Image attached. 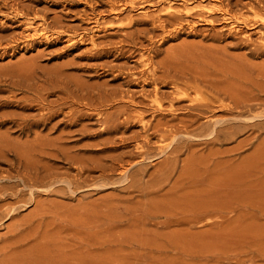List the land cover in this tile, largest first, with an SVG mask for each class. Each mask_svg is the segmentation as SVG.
Instances as JSON below:
<instances>
[{"label": "rangeland", "instance_id": "rangeland-1", "mask_svg": "<svg viewBox=\"0 0 264 264\" xmlns=\"http://www.w3.org/2000/svg\"><path fill=\"white\" fill-rule=\"evenodd\" d=\"M221 1H224V6L229 4L233 15H242L244 18L253 17L254 11L250 8L245 9L244 4H249L248 2L254 3V0H240L241 4L238 7L236 6L237 0ZM120 2L123 3L124 9L121 8V11H123H118L119 14L116 15L111 12L109 6L111 3L121 5ZM138 2L140 1L136 0L137 4L132 5L130 0H0V116L6 113L35 114V111H23L17 108L18 103L16 101L20 100L23 105L33 103L29 101L34 100V97L38 96L42 88L49 87V85L62 80L69 83L73 82L72 85L76 83L84 84V87L89 89L93 96H97L101 90L105 91V89L109 91L120 90L134 94L137 101H139V99L144 98L142 86H146L145 92L152 90V87H147V83L149 84L150 82L147 80V73L152 67L158 68V76H162L163 71L168 69L169 71L172 70V72L168 71L172 76V74H175L174 71L186 70L187 72V68H195L198 65L199 67L208 66L206 65V61L209 62L208 59H218L222 55L228 56L233 61L234 59H242L247 55L245 58L246 63L249 62L247 64L258 66V69L260 67L264 68V57L255 58L248 55L253 52L257 43L259 44V42L262 43L261 41H263L261 34H264V29L261 27L256 30L245 28L244 32L240 33L231 31L230 27L224 24L220 18L212 25L198 21L197 18L188 20L183 17L178 24H176L177 22L174 18H170L171 24H168L166 19L169 16L166 15L164 17L157 8H150L149 6L144 7L145 9L141 8ZM125 3L128 5L126 6ZM175 3V7H180L183 2L176 0ZM189 3L191 2L189 1ZM255 3H257L255 4L256 8H264V0H255ZM178 10L180 11V8L176 11ZM142 11H146V13ZM158 16H161L162 20H166L167 29L158 28L160 25L155 20ZM30 18H35L33 22L36 26L46 20L45 22L50 23V30H64L66 33L64 32L63 34L61 32L62 34L58 38H55V36L48 40L34 36L30 37L31 28L28 29V26H26L27 19L29 20ZM97 21L100 25L96 23ZM180 23L182 24L180 25ZM95 24L98 25L96 26ZM71 37L74 40L69 42L68 38ZM207 51H209L208 55ZM210 51L212 52L210 53ZM195 54L200 56L198 58L196 56L198 62L193 57ZM175 55L177 59L174 58V60L173 56L175 57ZM191 57L192 62L190 60ZM186 58H190V61ZM147 60L149 63H147ZM178 60L181 61L182 64H180L183 67L181 69V66L177 64L176 68L180 67L178 68L179 70H176L175 64ZM191 63L192 65H189ZM163 64H166L165 66L167 67L164 68ZM168 64H171L170 67L175 70H170ZM160 65H163L161 69L159 68ZM21 84H24V87L28 90L27 95H25L29 99L27 102L20 99L23 97V93L19 90L23 86ZM18 85H20L19 88ZM169 85V83L166 86L163 85L165 87H162L161 90L167 98H169L172 90ZM40 95L49 103L56 102L60 98H66L59 91H56L53 95L41 92ZM9 96L12 98L9 100L13 104L11 106L4 105L3 102ZM107 109H104L106 114L114 111ZM71 110L80 112L77 116L84 115L77 122H74L75 124H73L74 120L72 118L66 120L61 115L56 117L51 123L50 126L59 122L58 126L51 131L50 129L36 128L32 130V134H29L30 137H27L26 134H21L19 128L15 125L8 124L0 126V133L6 134L8 132L7 135L10 140L12 138V141L17 143L28 141L27 145L31 146L32 144L38 145V143L30 141H33L35 131L39 132L45 141L50 142V139H52L51 141L57 142L59 140L60 142L57 144L62 143L64 146L71 148L73 153L77 154L78 157L81 156L80 158L89 161V163L90 161L98 162L104 159V162L107 161L108 165H111V158L122 155L124 157L122 162L126 166L125 172L127 171L128 173L129 171V173L123 176L122 172L124 170L116 168L117 170L109 175L108 182L96 183L95 187H83L82 190H77L78 192H75V194L74 192L71 194L72 192L69 190L62 191L60 189L43 191L40 197L32 201V204L28 206L29 208L23 209L24 211L21 212L17 219L0 222V243L2 242V245L10 238L8 236L14 234L15 225L25 222V220L28 221L32 217L33 221L35 220L33 222L34 225H37L39 217L36 216L35 218L33 214L35 215L41 210L38 213L41 215L46 213L47 216L44 214L46 218L38 236V238L40 237L39 240L32 242L37 247L36 249L32 246V248L36 249H33L36 251L34 253H37L38 257L41 256V258H31L32 261L35 260L38 264H264L263 131L258 132L259 134L254 132L259 135V137H256L257 134H254L251 130H247L248 132L244 130L241 132L242 135L241 133L238 134L232 141L226 142L227 144L218 142L217 144H211V146L213 145L211 147L208 146V142L203 144V140L213 137V135H210L208 138L209 135L205 134V131L209 133L213 131V127L209 126L208 120L200 121L195 128L197 126H201V128L196 133L201 134L204 127L207 129L203 131L204 135H206L205 139L198 138V141L202 139V141H199V145L203 144L201 145L202 147L205 145L208 147L205 146L201 149V146L197 145L199 148L193 149H196L194 158L200 157L197 161L199 167L193 168L194 170L198 169L196 172L194 171L193 175L194 178L197 175L195 179L198 182L192 176H187V179L189 178L190 180H187L184 176V181L182 164H177L176 171L178 170V173L174 172V175L171 174L172 176L166 182L165 179V181L161 180L163 179V161L166 160V157L168 158V155L161 154L160 150V147L165 143L163 145L159 143L155 145L157 140L153 139L152 143L154 142V145L151 144V148H154L151 150L152 152L147 155V158H138L134 154L136 153L135 142L131 140L125 144L126 142L123 143L119 139L120 137L131 138L133 136L139 139L141 124L136 123V126H128L127 128H109L110 131H105L102 129L104 126L101 128V123L98 121L97 116L95 117V114H93L94 116L88 115L92 114L88 108L83 106L64 108L63 114H68ZM142 111L139 106L130 109V112L134 115ZM145 118V122L151 119L147 114H145ZM216 119H212L211 122ZM10 127L12 130L9 129ZM251 132L252 134L250 135ZM108 137L110 141H108ZM113 140L116 141L115 144L112 143ZM155 148L156 150H154ZM212 148L213 151L218 150L217 153L223 151L224 157L221 154L222 158L219 155V159H216L218 156L216 152L215 155L211 156L209 153H212ZM234 148L238 154L235 153ZM227 149L231 151V153L228 152V156L226 155ZM232 152L234 153L233 155H231ZM158 154L161 155L159 156ZM181 154H179L181 161L189 158L188 153L184 152ZM208 158L212 159L208 160ZM213 158L216 162L213 161ZM223 159L224 161L227 160V163ZM199 160L202 161V164ZM203 160L204 162L207 161L206 164ZM129 162L132 168L128 166ZM215 163L216 165H214ZM220 163L223 166H220ZM50 164L57 166L64 173L69 166L62 160H56L55 163L52 161ZM205 166L207 168H204ZM214 166H217V168ZM1 168H6V166L2 165ZM193 169H189V171H193ZM180 171L182 172V177L179 176ZM192 171L190 175H192ZM198 171L200 172L197 173ZM137 172L138 178L136 177ZM74 174V170L70 171V175ZM93 175L96 177L98 173H93ZM228 175L230 176L227 178L226 176ZM179 177L181 178L179 179ZM131 178H134L135 181L140 179L141 181L136 182V185L140 184L141 188L146 187L141 189V191L144 189L145 191L140 193V187L136 185L131 188V181H133ZM15 181L11 180L9 183H14ZM157 182L162 183V185L158 186ZM92 184L93 182H88V186ZM97 186L101 189H97ZM148 187H150L149 190H147ZM44 206L46 209H43ZM45 210H48V212ZM50 212L51 215H49ZM95 215L100 217V220L105 224L101 228L100 238L104 239V235L107 234L106 238H108L105 239L107 241L109 238L117 242L122 241L119 247H116L115 243H113L114 245L111 243V249L110 246L97 247V245H93L96 241L94 235L96 230L91 232L89 224L92 223L91 220L93 221L94 219L95 221L97 219ZM190 218H192L194 223L191 222ZM193 218L197 219L194 220ZM175 219L180 222V225L171 222L172 220L175 221ZM15 221L16 224L13 226ZM167 222L169 223L166 224ZM187 222L190 223L188 224ZM85 223L86 227L83 226ZM163 224L168 226L170 224V229L166 230V232H175L176 236L174 239H177L176 243L178 246H174V248L177 247L178 250L173 253L174 255L170 254V257H168L169 255L165 256L172 261L159 254H151L148 245H153L151 243L153 240L156 242L157 236L153 231L160 229L158 226L161 228L166 227H162ZM11 226L14 228H11ZM57 226L63 227L65 230H68V228L71 230L75 229L76 234L74 233L75 230L73 232L70 230L65 232L64 230V233L63 229L59 227L60 230ZM8 229L9 231H7ZM104 230L105 232H103ZM83 231H89L90 233L85 232L86 235H83ZM102 233L105 234L102 235ZM149 233H153L154 236ZM152 236L156 237V239ZM5 237L8 238L6 239ZM165 238L168 239L167 236ZM90 239L91 241L94 240V243L92 242L93 248L91 247ZM127 240H129V243H126ZM137 240L138 244H141H136ZM143 241H145V244ZM158 241V243L161 241L166 243L164 238ZM87 242L90 243V246L86 244ZM98 243L100 242L97 240L95 244ZM146 243L147 247L141 248ZM167 244L169 245L168 240ZM31 245L27 248H30ZM59 248L61 249L59 250ZM90 249L91 253L89 252ZM75 252L79 253V255L75 254ZM65 255L66 257H64Z\"/></svg>", "mask_w": 264, "mask_h": 264}, {"label": "bare ground", "instance_id": "bare-ground-1", "mask_svg": "<svg viewBox=\"0 0 264 264\" xmlns=\"http://www.w3.org/2000/svg\"><path fill=\"white\" fill-rule=\"evenodd\" d=\"M130 1H131L132 5L137 4L136 0H130ZM139 1L140 2H138V5L141 8H144L147 6H149L150 8L151 7L157 8L158 11H160V13H162L164 15V17L166 15L169 16V18L166 19L168 21V24L169 23L171 24L170 18H174L177 22L176 24H178V22H180V20L182 21V17H183L184 19H188V20L192 19V18L193 19L197 18L198 21L207 22L208 24L212 25L215 21H218V19L220 18L221 21L224 22V24H226L228 27H230L231 31L243 33L245 28L246 29L249 28V30H256L257 28L261 27L262 29H264V8H260V7L256 8L257 6L255 4H257V3H255V0L253 1L254 3L248 2L249 4H247V3L244 4L245 5L244 8L246 7L245 9L250 8L252 11H254L253 17H249V18H244L242 15H240V16H235V14L233 15L232 10L229 7V4L228 5L226 4L224 6V3H223L224 1H221V0H179V1H182L183 3L180 5V7L176 6L177 8L175 7V5H176L175 1L176 0H139ZM189 1L191 3H189ZM120 4L122 6L118 5V3H111V5L109 6L111 8L110 9L111 12L115 13L116 15H118L119 12H122L123 10L121 11V8H123V3L120 2ZM240 4H241V1L237 0L236 6L238 7V6H240ZM127 5L128 4H126V6ZM178 7L180 8V11L179 10L176 11L177 9H179ZM17 8H15V9H17ZM20 10L22 11L21 8H20ZM24 12H25V10H24ZM142 12H144V11H142ZM144 13H146V11ZM250 13H251V11H250ZM25 16H26V14H25ZM156 18L157 19H155V20H157V23H159L158 25H160V27H158V28H161V29L166 28V26H167L166 20L164 18H163L164 20H162L161 16H158ZM33 20H35V18H33V19L30 18L29 20L27 19V24H26V26H28V29L31 28L30 37L34 36V37H38L39 39L48 40L51 37H55V36H56L55 38H58L60 36V34H62L61 32H63V34H64V32L66 33V31H64V30H60V31L50 30V28H49L50 23L45 22L46 20L43 23L37 24V26L33 22ZM96 23H99V22L97 21ZM181 24L182 23H180V25ZM99 25H100V23H99ZM179 29H181V28H179ZM261 36H263V37H261ZM261 36L260 37L263 40V41H261L262 43H260V42H259V44L257 43L256 48L253 49V52H251L248 55L255 57V58L264 57V34L263 35L261 34ZM68 39H69L68 40L69 42L74 40V38H72V37L68 38ZM208 52L209 51H207V55H208ZM211 52L212 51H210V53ZM205 53H204V55H205ZM183 55L185 56V54H183ZM196 56H197V58L200 57L196 54H195V56L193 55V57H195V58H196ZM211 56H213V55H211ZM246 56L247 55H245V57H243L242 59H238V60L234 59V61H233V60H230L228 58V56L222 55L221 57H218V59H208L210 62L209 63L208 61H206V63H207L206 65H208V66L202 67L200 65L201 67H199V65L197 63L198 67L187 68V72H186V70L185 71L180 70V72L174 71L175 74H172V76L169 72H172L171 69H173V70H175V69L173 67L172 68L170 67L171 64L170 65L168 64V67L170 68L171 71H169V69L167 68L168 70H166V71L167 72L169 71V72L167 73L166 71H163L164 72L163 74L160 73V74H162V76H158V68L155 69L154 67H152V69H150V71L148 70L149 71L147 73L148 77L146 76L147 80L150 81V82L148 81L149 84L147 83V85H148L147 87H152V90L149 92H145L146 86H142V89H143L142 95H144L143 96L144 98L139 99V101H137V98L135 97L134 94H130L129 92L125 93V91L123 92L120 90L109 91V90L105 89V91L101 90L97 96H93V95H91L92 92L90 93V90L84 87V84L76 83V84L72 85L73 82L69 83L68 81H64V80L57 81L55 84L49 85V87L46 86V88H42V90L39 91L38 96L34 97V100L29 101L27 96L25 97V95H27V93H28V90L26 87H24V84H21L23 86H21L19 90H20V92L23 93V97L20 99H22L24 102H27V101L33 102V103H35V105H33V103H30V104L26 103L27 105H23L22 102H20V100H18V101H16L18 103L17 108H19L20 110H23V111L24 110L35 111L34 112L35 114H32V115H28V114L25 115L22 113H6V114H3L2 116H0V126L13 124L17 128H19V131L21 134H26L27 137H30L29 134H32V130L36 129V128L50 129V131L53 130L55 127L58 126L59 122L55 125L50 126L51 123L54 121V119L56 117L61 116V115H63L66 120L67 119L70 120V118H72L74 120L73 124H75L74 122H77L79 120V118L81 116H84V115H78L77 116V114H79L80 112H76V111L74 112L73 110L68 112V114H63V109L64 108L65 109L71 108L73 106H81V107L83 106V107L88 108L89 111H91L92 114H88L89 116L93 115V114H95V117L97 116L98 121L101 123V128H102V126H104L102 129L105 131H110L109 128L119 129V128H127L128 126L134 127V126H136L135 125L136 123L141 124V134L139 135V139H137L138 137H134V136L131 138L120 137L119 139H121V142H123V143L126 142L125 144H127L128 141L133 140L136 144V146H135L136 153H134V154H136L138 156V158H143V157L147 158V155H149L150 152H152L151 150L154 148V147L151 148V144L154 143V142L152 143L153 139L157 140L155 145H157V143H159L160 145H163L165 143L163 146H161V147L159 146L160 150H161V154H164L166 156L168 155V158L166 157V160L163 161L164 164L162 163L164 166V169L162 168L163 171L161 170L163 172V174H162L163 179L161 181L166 180V182H167V179H169V177L172 176L171 174L174 175V172L178 171V170L176 171V168L178 167L179 164H182V166L181 165L180 166L182 167L183 178L185 181V177H186V179H187V176L193 177L194 171L196 172L198 170V169L194 170L193 168L199 167L197 161H198V159H200V157L198 158L196 156L197 159L194 158V155H195L194 153H196V151H195L196 149L193 150L194 148H199L201 145L205 144V142L209 143L208 146H211V144H217L218 142H223V144L225 142V144H227L226 142L232 141L236 136H238V134H240L244 130H246V132H248L247 130H251L253 133L254 132L258 133L261 131L264 132V68L260 67L258 69L257 68L258 66L255 67V66H251V65L247 64L249 62L246 63V59H245ZM203 57H202V59H203ZM214 57H216V56H214ZM174 58L177 59L176 55H175V57L173 56V59ZM186 59H188V58H186ZM202 59H200V60H202ZM188 60H186V61H188ZM190 60L192 62V57ZM178 61H180V60H178ZM177 62L175 64L176 65L175 68L177 67V64H179L180 66L182 64L181 61L179 63H177ZM197 62H198V59H197ZM147 63H149L148 60H147ZM184 63H186V62H184ZM163 65H160L159 68L161 69L162 68L161 66H163L164 68L167 67V66H165L166 64H163ZM189 65H192V63ZM182 67L183 66H181L180 68L182 69ZM178 68H176V70ZM167 83L170 84L169 86H171V89H172L170 92L169 98H167L161 92L162 87H165ZM163 85H165V86H163ZM19 86L20 85H18V88H19ZM56 91H59L62 94H64L66 96V98H60L56 102L49 103V102H47L46 99H44L43 96L40 95L41 92H46L47 95H53L56 93ZM78 93H79V96L77 97ZM94 94H95V92H94ZM24 97L26 100L24 99ZM147 97H149L148 100H146ZM9 99H12V98H10V96H9V98H6V100L3 102V104L11 106L13 104V102L10 101ZM136 106L141 107V109L143 111L141 113L134 115L133 113L130 112V109L137 108ZM104 109L114 110V111L106 114V111ZM145 114H147V116L149 115V117H151V119L148 122H145V120H146ZM214 118H217V119L214 120L213 122H211V120ZM202 120H208L209 126L213 127V131H210V133L208 131H205L206 132L205 134L209 135L208 138L210 137V135L211 136L213 135V137H211V139L203 140L204 143L201 142L203 144L199 145V143H200L199 141H202V139L198 141V138L199 139L200 138L205 139L206 135H204L203 131H204V129H207V128L204 127V129H203V127H202V129H203L202 133L198 134L196 132L198 129L200 131L201 126H197V128H195V127ZM105 126H106V128H105ZM9 129H11V127ZM252 132L250 133V135L252 134ZM7 133L6 134L0 133V222H3L5 220L7 221V220L17 219L20 216L21 212L24 211L23 209H25L26 207L29 208L28 206L32 204V201L35 200L37 197H40V195H42L43 191H50V190L54 191L56 189H60L62 191L69 190L70 192H72L71 194H73V192L75 194V192H78L77 190H79V189L82 190L83 187H85V188L91 187V186L95 187V185H97L96 183L99 184V183L108 182L109 178H110L109 175H111L114 171H116L117 170L116 168H121L122 171L124 170L122 172L123 176H126L129 173V171H128V173H127V171L125 172L126 166L122 162V161H124V160H122V158L124 159V157L122 155L119 157H117V156L113 157V158L110 157L111 158V160H110L111 165H108L107 161L104 162V159H102L103 161L102 160H99L98 162H96V161L91 162L90 161V163H89V161H87L83 158H80L81 156L78 157L77 154L73 153L71 151V148L64 146V144H62V143L57 144L58 142H60L59 140L57 142L51 141L52 139H50V142L45 141L39 132L35 131V137H34L33 141H30L32 143H36V144L38 143V145L32 144L31 146L27 145L28 141L25 143H20V142L17 143L16 141H12V138L10 140ZM257 133H254V134H257ZM124 134H125V132H124ZM243 134H245V133H243ZM258 134L256 135V137L257 136L259 137ZM241 135H242V133H241ZM64 136H66V135H64ZM44 138H45V136H44ZM61 138H62V135H61ZM253 138H255V137H253ZM194 139H196V140H194ZM108 141H110L109 137H108ZM112 143L115 144L116 141L113 140ZM166 143H168V144H166ZM197 145H199V147ZM208 146H206V147H208ZM240 146H238V147H240ZM204 147L201 146L200 148L202 149ZM222 147H223V145H222ZM217 149H219V148H217ZM234 149H232V151H234ZM154 150H156V148ZM198 150H200V149H198ZM202 151H204V150H202ZM217 151L218 150L213 151V148H212V151H211L212 153H209V154H211V156H213V154L215 155V152L217 153ZM235 151L234 152L238 154L236 149H235ZM239 151H240V149H239ZM184 152L188 153L187 155L189 158L181 161L179 158V154H181V153L183 154ZM222 152L223 151L219 152L220 154L217 153L218 156L216 154L217 157L216 156H214V157H216V159H219L218 157L221 156ZM228 152L231 153V151L228 150L226 152L227 154L225 153L227 156H228ZM198 153H200V152L198 151ZM161 154H158V155L160 156ZM233 154L234 153L232 152L231 155H233ZM136 155H134V156H136ZM223 155L224 154H222V156ZM222 156H221V158H222ZM209 158H208V160L212 159V158L211 159H209ZM92 159H94V158H92ZM159 159H160V157H159ZM56 160H62L67 165H69L67 168V171H65V173L62 172L61 169L58 168L57 166H53L50 164V162H52V161L55 163ZM227 160L230 161L229 158H227ZM199 161L202 164V161L201 160H199ZM213 161H215L214 158H213ZM223 161H224V159H223ZM226 161H224V162H226ZM203 162H204V160H203ZM206 162H204V163L206 164ZM211 163H212V161H211ZM218 163H217V165H218ZM221 163L219 165L223 166ZM2 165H5L6 168H1ZM214 165H216V163ZM128 166H130V162H129ZM207 166L210 167V165H208V164H207ZM214 167L217 168V166H214ZM204 168H207V167L205 166ZM189 169H193V171L191 170L192 175H190L191 171H189ZM72 170H74V172H75L74 175H70V171H72ZM199 172L200 171H198L197 173H199ZM93 173H98V176L94 177ZM136 174H137L136 177L138 178L139 177L138 172ZM181 174H182V172L179 174V176L182 177ZM160 176H161V174H160ZM196 176H195V178H197ZM229 176L230 175H228L226 177L228 178ZM181 177H179V179ZM137 178H136V180H138ZM132 179H133V181H131L132 184L130 185L131 188H133L132 186L136 185V182L138 183V181H141L140 179L138 181H135L134 178H131V180ZM11 180H16V181L14 183H9ZM187 180H190V179L188 178ZM195 180L198 182L197 179H195ZM157 181H158V179H157ZM224 181H225V179H224ZM88 182L89 183L93 182V184L88 186ZM158 182H160V181H158ZM158 182L156 184L158 186H161L162 183L160 184ZM191 182H192V180H191ZM193 183L194 182H192V184ZM139 185H136V186L140 187ZM157 185H155V187H157ZM99 186H101V185H99ZM99 186H97V189L98 188L101 189ZM143 188H146V187H143ZM143 188L140 187V189H139L140 193L145 191V189L143 191H141V189H143ZM149 188L150 187H148L147 190H149ZM178 188H180V187L178 186ZM91 189H93V188H91ZM204 190H205V188H204ZM153 192H154V190H153ZM195 192H196V190H195ZM35 206H37V205H35ZM44 208H45V206L43 207V209ZM40 211L41 210H39L38 212H40ZM45 211L48 212V210H45ZM49 211H50V209H49ZM38 212L35 215L33 214V216H35V218H36V216L39 217L37 225H34L33 222H35V220L33 221V219H32L33 217L30 218L28 221L25 220V222L23 221L17 225H15L16 224V221H15V223L13 224V226L15 225V228L13 226H11V228H14V230H15L14 231L12 229L14 234L12 235L10 233L11 234L10 236L5 234L10 238L7 240V242L5 241V244L3 243L4 245L1 244L2 242L0 243V245H1L0 246V264H23V263L24 264L25 263L26 264H38L35 260H33V261L31 260V258L35 259L36 257H38L37 253L36 254L34 253V252H36L35 250L37 249V247H35L34 243H32V242L39 240L40 237L38 238V236H39V233L41 232V228L43 227L42 225L45 222V218L47 216L46 213H44L46 215V216H44V214L41 215ZM57 212H59V211L57 210ZM193 214H195V213L193 212ZM49 215H51V212ZM95 216L97 217V219L95 221H94V219H93V221L91 220L92 223H90L89 226H90L91 232H92V230H96V231H94V233H96V234L93 233L96 237L95 243L97 242V240L100 243L95 244L93 242L94 240L91 241V239H92L91 238L90 239L91 242L89 241L91 243V247H92V242L94 243L93 245H95V246L97 245V247L110 246V249H111V246H112L111 243L112 244L115 243L116 247H119L120 244L122 243V241L117 242L114 239L109 238V240H110V242H109V240L108 241L105 240L108 238V237L106 238L107 234L104 235V239L100 238V234H101L100 231H102L101 228L105 224L102 220H100V217H98L97 215H95ZM105 216H107V215H105ZM195 216H194V218H195ZM96 217H94V218H96ZM196 219H194V220H196ZM190 220H191V222H193L192 218H190ZM190 220L188 219V221H190ZM169 222H167L166 224H168ZM171 222H173V224L176 223V225H177V223H178V225H180L179 224L180 222L176 219H175V221L172 220ZM1 225H3V224H1ZM49 225H51V224H49ZM52 225H54V224H52ZM85 225H86V223L83 224V226H85ZM164 226H166V227H164ZM75 227H77V226H75ZM162 227H164V228H161L160 226H158V228H160V229H156L155 231H153L154 234L157 236V240H156V242H155V240H153L155 242V244L153 241L151 242V243H153V245L148 244L149 248H150V253L151 254L152 253L159 254V255L164 256V257L169 255L168 257H170V254H173L175 251L178 250L177 247L174 248V246H178V244L176 243L177 239L176 240L174 239L176 235H175V232H170V231L166 232V230L170 229V224H169V226L163 224ZM60 228L63 229V232H64L65 229L63 227H60ZM65 228H67V227H65ZM78 229H79V227H78ZM12 230H10V231H12ZM69 230L71 232H73L75 229L71 230L70 228H68V230H65V232L66 231L68 232ZM87 230H89V229H87ZM7 231H9V229ZM85 232L83 231L84 234L82 232H81V234L86 235ZM103 232H105V230ZM146 232H147V230H146ZM74 233L76 234V230ZM86 233H90V232L88 231ZM103 234H105V233H102V235ZM150 235H153V233ZM166 236L168 239L165 238ZM8 237H5V238L7 239ZM163 238L166 240V243H164L163 241L158 243L159 242L158 240H162ZM154 239H156V237ZM167 240L169 242V245L167 244ZM128 241L129 240H127L126 243ZM136 242H134V243L138 244V240ZM139 242H140V240H139ZM143 242L145 244V241H143ZM146 242H147V240H146ZM90 243L87 242L86 244H88L90 246ZM139 244H141V243H139ZM29 245H31L30 248H27V247H29ZM124 245H125V242H124ZM32 246H34L36 249L34 247L32 248ZM145 247H147V243L145 246H143V245L141 246V248H145ZM83 248H84V245H83ZM33 249H35V250H33ZM60 249L61 248H59V250ZM91 249L89 251L90 253H91ZM29 251H31V253H29ZM92 251H94V250H92ZM57 252H58V250H57ZM81 253H82V251H81ZM75 254H77V253L75 252ZM72 255H74V254H72ZM77 255H79V253ZM175 255H177V254L175 253ZM39 257L41 258V256H39ZM64 257H66V255ZM67 257H69V256H67ZM165 258H167V257H165ZM167 259H169V258H167ZM169 260H171V259H169ZM113 262H115V261L113 260Z\"/></svg>", "mask_w": 264, "mask_h": 264}]
</instances>
